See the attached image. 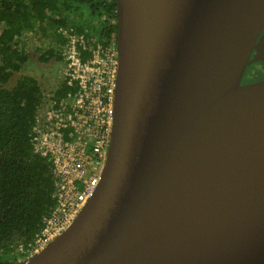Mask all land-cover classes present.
I'll use <instances>...</instances> for the list:
<instances>
[{
	"label": "water",
	"instance_id": "95a60500",
	"mask_svg": "<svg viewBox=\"0 0 264 264\" xmlns=\"http://www.w3.org/2000/svg\"><path fill=\"white\" fill-rule=\"evenodd\" d=\"M102 182L16 264H264V0H116Z\"/></svg>",
	"mask_w": 264,
	"mask_h": 264
},
{
	"label": "trees",
	"instance_id": "16d2710c",
	"mask_svg": "<svg viewBox=\"0 0 264 264\" xmlns=\"http://www.w3.org/2000/svg\"><path fill=\"white\" fill-rule=\"evenodd\" d=\"M102 24L88 22V17ZM116 0H0V264H16L12 245L29 243L41 231L44 219L55 206V180L50 158L34 153L32 138L44 93L39 81L20 75L29 54L20 47L27 32L47 36L60 27L86 29L101 38L117 41ZM62 43L61 39L58 40ZM62 62V52L49 46L39 57ZM71 88L60 81L54 98Z\"/></svg>",
	"mask_w": 264,
	"mask_h": 264
},
{
	"label": "built area",
	"instance_id": "2783aa9c",
	"mask_svg": "<svg viewBox=\"0 0 264 264\" xmlns=\"http://www.w3.org/2000/svg\"><path fill=\"white\" fill-rule=\"evenodd\" d=\"M48 37L52 47L62 52L61 79L71 90L61 99H55L54 93L44 96L36 116L34 153L52 161L55 206L31 242L12 245V260L17 263L47 249L94 196L102 182L114 129L117 41L101 38L88 28L81 34L72 26L51 30Z\"/></svg>",
	"mask_w": 264,
	"mask_h": 264
},
{
	"label": "rangeland",
	"instance_id": "374dc122",
	"mask_svg": "<svg viewBox=\"0 0 264 264\" xmlns=\"http://www.w3.org/2000/svg\"><path fill=\"white\" fill-rule=\"evenodd\" d=\"M102 18L99 19L97 17H88V22L92 24H102ZM52 41H50L47 36L41 35L36 32H27L20 39V47L24 48V50L29 54V61L23 67L22 72L19 75H16L10 84L12 87L16 78L20 75H30L35 77L43 90L44 96L54 93L56 88L58 87L61 79L62 62H56V60L51 59L48 62H41L39 57L45 51V49H49V46H52ZM257 68L254 70V68ZM254 70V72H253ZM253 75L257 76V74L264 75V63L258 64L256 63L252 69Z\"/></svg>",
	"mask_w": 264,
	"mask_h": 264
},
{
	"label": "flooded vegetation",
	"instance_id": "af4514ba",
	"mask_svg": "<svg viewBox=\"0 0 264 264\" xmlns=\"http://www.w3.org/2000/svg\"><path fill=\"white\" fill-rule=\"evenodd\" d=\"M262 36H264V31ZM258 63V64H263L264 63V58L261 59H257L254 62H252V64L247 68L244 78H243V84H255V83H259L264 81V75L261 74H257V76L253 75L254 70L257 68V66L254 68L253 72L252 69L254 67V65Z\"/></svg>",
	"mask_w": 264,
	"mask_h": 264
}]
</instances>
